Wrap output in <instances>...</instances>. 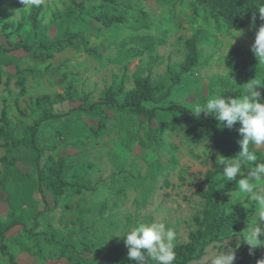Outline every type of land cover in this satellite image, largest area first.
Returning <instances> with one entry per match:
<instances>
[{
  "label": "rangeland",
  "instance_id": "obj_1",
  "mask_svg": "<svg viewBox=\"0 0 264 264\" xmlns=\"http://www.w3.org/2000/svg\"><path fill=\"white\" fill-rule=\"evenodd\" d=\"M78 1L83 9L70 0H40L39 5L0 0V112L7 111L11 136L29 143L27 128L35 119L50 111L63 114L39 125L36 143L44 150L40 165L48 158L54 165L61 160L66 179L76 174L91 188L80 195L67 189L54 206L47 192H39L34 152L0 140V160L8 161H0V192L11 207L0 209V223L8 224L12 210L23 224L7 232L5 239L16 264H110L111 254L126 247L123 238L116 236L123 237L140 223L156 221L175 230V244L186 243L203 206L206 173L226 179L210 134L176 114L158 111L156 119L147 122L114 110L101 104L103 94L121 78L125 90L132 88L134 78L146 76L149 69L152 81L167 88L169 73L176 72L182 62L184 42L191 36L199 40L197 65L164 103L150 108L162 109L173 102L195 112L206 100L229 95L242 78L237 61L230 56L232 48L240 49L239 60L250 68L252 79L257 70L264 71V59H257L251 50L256 31L216 22L202 0H116L115 7L100 0ZM33 6H40L37 29L29 19ZM94 6H102L108 15L122 16L124 22L103 26L91 17ZM1 23L12 27L8 39ZM70 32L79 39L50 59L43 55L39 44L48 46ZM16 43L33 45L34 53L9 52ZM16 67L30 70L22 97L17 95ZM69 87L71 100L54 99ZM44 95L54 103L35 105V99ZM91 104L96 106L88 113ZM100 121L102 129H98ZM157 133L159 143L148 136ZM250 148L257 162H264V145ZM253 166H243L242 172L247 175ZM240 178L238 174L231 181L234 191L228 210L243 203L247 221L228 239L211 244L202 260L189 264H211L223 249L237 256L248 246L243 236L248 225L257 223L259 206L249 194L237 190ZM261 185L264 181L257 185L264 192ZM35 220L36 231H25ZM253 250L263 253L264 247ZM0 264L11 263L0 253Z\"/></svg>",
  "mask_w": 264,
  "mask_h": 264
},
{
  "label": "trees",
  "instance_id": "obj_2",
  "mask_svg": "<svg viewBox=\"0 0 264 264\" xmlns=\"http://www.w3.org/2000/svg\"><path fill=\"white\" fill-rule=\"evenodd\" d=\"M72 5L78 9H83V4L78 0H70ZM102 3L116 6V0H100ZM204 5L209 9L213 19L218 22L222 21L224 24L231 28L249 27L255 31L259 26L264 24V20H261L257 7L264 4V0H202ZM39 13L40 6H33L30 10L29 19L34 29L39 27ZM256 19L253 21V15ZM91 17L98 23L109 28L114 24H120L124 22L122 16L108 15L106 11L102 9V6H94L91 10ZM17 26L16 28L18 29ZM1 29L5 32L7 39L10 36L12 27L8 23H1ZM79 39L75 33H68L64 38L52 42L48 46L39 44V49L43 50V55L50 59L53 54L60 52L68 46H71L73 41ZM198 37L191 36L184 42L186 53L182 62L177 65L176 72L169 73L170 85L165 88L155 84L152 81V71L148 70L146 76L135 77L133 80V87L125 90L124 79H120L118 83L111 84L104 92L101 104L110 107L114 110L128 112L134 115L141 116L145 121L151 122L155 120L158 111L166 112L169 114H176L184 119V121L191 126L203 127L209 134L212 146L216 152L217 159L219 156L229 158H238V153L241 151V147L238 143L242 136L239 134L238 129L240 127L239 122L232 128H222L220 122L212 117L205 116L201 113L197 118L188 107L180 103H169L165 108H150L149 105H158L164 103L174 87L179 85L184 75L189 74L192 69L195 68L199 61L198 50ZM22 50L27 54L34 53L33 45H27L24 43H16L10 46L9 52ZM2 48H0V52ZM241 51L239 48H232L230 56L233 60L237 61V65L242 74V78L239 82V87L233 90L230 96H239L242 94V87L244 84L252 80L251 70L245 64L240 62L239 56ZM30 73L28 69H20L16 67L14 76L16 77V85L18 87L17 95L22 97L26 92V74ZM255 78H262L264 76L263 70H257ZM257 90L261 92L264 97V88L257 86ZM72 94L70 93V87L63 94H56L54 99L58 102H64L71 100ZM54 101L51 97L44 95L35 99V105L41 106L42 104H53ZM17 107V102H15ZM96 104H91L86 111L91 113L94 111ZM18 109V108H17ZM63 114L54 113L52 111L47 114L44 113L40 119H35L27 128L30 141L26 143L24 140H16L11 136L10 121L7 117V111L5 108L0 113V140L9 141V145L18 148L23 146L30 149L35 154V169L37 175V185L39 192L48 193L54 206L58 205L61 197L69 189L74 195H80L83 191L91 190L89 184L85 182L80 176L73 174L71 178L66 179L63 175L64 164L61 160L54 165L52 160L48 158L43 165H40V160L43 156L44 150L36 143L39 125L46 119H57L62 117ZM104 123L100 121L98 123V129H102ZM95 132V131H93ZM96 133V132H95ZM154 142H160V135L151 134L148 135ZM1 162L8 164L6 158H2ZM218 167L223 170V167L217 161ZM241 171H244L242 168ZM205 190L201 193L203 200V206L200 215L194 218L195 229L188 234V240L186 243L175 244L176 259L173 264H189L191 262H197L202 260L206 254V249L213 243L221 242L234 235L242 222L247 221V211L243 203H237L234 208L229 211L228 204L230 201L231 193L234 191L232 182H228L224 178H218L211 171H208L204 178ZM35 220L34 227L25 230L28 232L36 231L38 223ZM22 226L14 217V212L11 210L10 221L8 224L0 223V253L8 257L11 264H16L11 255L7 252V246L5 244L6 234L10 230ZM128 249L116 250L111 256L110 264H136L134 261H129L127 257ZM264 259V252L251 250L249 246L243 247L242 251L236 256L234 264H257L258 260ZM146 264H156V261L150 257L146 258Z\"/></svg>",
  "mask_w": 264,
  "mask_h": 264
},
{
  "label": "clouds",
  "instance_id": "obj_3",
  "mask_svg": "<svg viewBox=\"0 0 264 264\" xmlns=\"http://www.w3.org/2000/svg\"><path fill=\"white\" fill-rule=\"evenodd\" d=\"M26 4L39 5L40 0H22ZM259 17L264 20V4L257 7ZM256 16L253 15V21ZM241 33V32H240ZM242 34V33H241ZM240 34V35H241ZM239 35V36H240ZM257 59H264V24L256 31L255 40L251 48ZM228 76L232 78L229 74ZM257 86L264 88V80L254 78L243 85L242 94L237 98L230 95L216 96L206 100L202 107H197L192 112L197 118L201 113L214 118L220 122L222 128L232 129L237 122L242 139L238 141L241 151L236 156L225 158L219 156L217 161L223 167V176L228 182L234 181L240 174L237 181V190L247 193L256 201L259 206L257 223L247 227L243 241L251 250L257 247H264V192H261L257 185L264 181V162H257L256 152L250 148L264 145V97L257 90ZM254 165L247 171V175L241 171L243 166ZM264 188V185H261ZM176 232L167 228L164 222L140 223L127 231L123 237L129 261L136 264H146V258L150 257L156 264H173L176 259L175 241ZM113 237V236H112ZM111 237V238H112ZM110 238V239H111ZM236 259L234 251H223L211 259V264H234ZM257 264H264V259L258 260Z\"/></svg>",
  "mask_w": 264,
  "mask_h": 264
},
{
  "label": "crops",
  "instance_id": "obj_4",
  "mask_svg": "<svg viewBox=\"0 0 264 264\" xmlns=\"http://www.w3.org/2000/svg\"><path fill=\"white\" fill-rule=\"evenodd\" d=\"M2 111V110H1ZM1 113V112H0ZM4 194L3 193H1L0 192V209H3V208H5V209H7V210H9L11 207H10V200L8 199V200H6V202L4 203V199H5V197L3 196ZM50 197V196H49ZM50 199H51V197H50ZM11 211V210H10ZM10 214H11V212H10ZM9 223V222H8ZM34 224H35V221H34V223H33V226H31L30 228H32V227H34ZM31 225V224H30Z\"/></svg>",
  "mask_w": 264,
  "mask_h": 264
}]
</instances>
